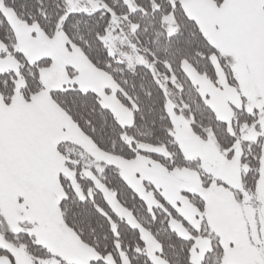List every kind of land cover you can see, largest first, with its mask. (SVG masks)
<instances>
[{
	"label": "snow or ice",
	"instance_id": "6c2138e0",
	"mask_svg": "<svg viewBox=\"0 0 264 264\" xmlns=\"http://www.w3.org/2000/svg\"><path fill=\"white\" fill-rule=\"evenodd\" d=\"M0 264H264V0H0Z\"/></svg>",
	"mask_w": 264,
	"mask_h": 264
}]
</instances>
